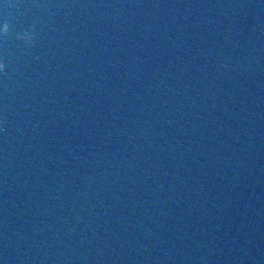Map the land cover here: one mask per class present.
I'll return each mask as SVG.
<instances>
[{"label": "water", "instance_id": "water-1", "mask_svg": "<svg viewBox=\"0 0 264 264\" xmlns=\"http://www.w3.org/2000/svg\"><path fill=\"white\" fill-rule=\"evenodd\" d=\"M4 23L0 264H264V0H0Z\"/></svg>", "mask_w": 264, "mask_h": 264}, {"label": "clouds", "instance_id": "clouds-1", "mask_svg": "<svg viewBox=\"0 0 264 264\" xmlns=\"http://www.w3.org/2000/svg\"><path fill=\"white\" fill-rule=\"evenodd\" d=\"M9 38V26L7 23L0 24V40H7ZM18 39H24L27 42L31 43L33 37L31 33L25 34L22 37H18ZM5 71V67L0 64V74H3Z\"/></svg>", "mask_w": 264, "mask_h": 264}]
</instances>
